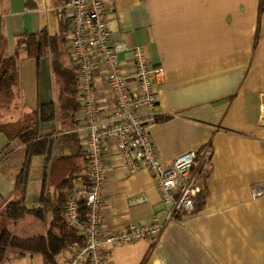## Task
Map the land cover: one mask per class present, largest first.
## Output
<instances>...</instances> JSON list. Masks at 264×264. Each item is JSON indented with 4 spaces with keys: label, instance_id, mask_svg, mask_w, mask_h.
Wrapping results in <instances>:
<instances>
[{
    "label": "crops",
    "instance_id": "1",
    "mask_svg": "<svg viewBox=\"0 0 264 264\" xmlns=\"http://www.w3.org/2000/svg\"><path fill=\"white\" fill-rule=\"evenodd\" d=\"M62 0H6L0 2L1 49L17 50L21 34L43 29L67 36L62 47L72 64L71 24L59 10ZM110 39L123 43L124 72L132 73L133 47L141 46L151 67L161 66L155 82L158 104L150 133L162 163L181 154L213 147L205 190L192 210L168 223L157 238L107 246L106 264H264V0H105ZM97 70L98 102L106 110L114 97ZM51 57L38 61L24 52L17 58L16 78L0 90V118L20 123L26 132L40 121V108L55 100ZM80 99V98H79ZM83 109L75 128L62 121H40L39 135L56 137L55 154L74 155L87 169L84 156L87 129ZM26 154L19 136L0 131V211L20 199L16 184ZM104 230L118 232L132 224L149 223L157 214L165 220L162 197L151 171L132 173L115 145L105 153ZM41 176L32 195L35 168ZM45 156L32 159L26 197L41 194ZM35 206V205H33ZM38 223L34 222L36 227ZM40 229L33 230L38 234ZM42 231H45L43 228ZM45 233V232H41ZM65 250L59 260L71 257ZM3 264H44L40 255L9 251Z\"/></svg>",
    "mask_w": 264,
    "mask_h": 264
},
{
    "label": "built area",
    "instance_id": "2",
    "mask_svg": "<svg viewBox=\"0 0 264 264\" xmlns=\"http://www.w3.org/2000/svg\"><path fill=\"white\" fill-rule=\"evenodd\" d=\"M60 13L70 21L72 56L79 75V91L87 129L84 156L88 181L68 191L65 217L69 224L82 227L85 242L60 264H106L107 246L157 238L164 227L194 208L205 190L213 159V147L206 144L176 157L165 166L153 142L150 125L157 121L158 98L155 82L164 74L161 66L151 67L141 46L132 48V73L124 72L120 52L123 43L110 39L108 8L105 0H62ZM113 94L114 107L108 111L98 102L97 70ZM115 145L129 171L148 168L159 187L166 218L153 215L149 223L132 224L108 233L104 230V188L108 180L105 153ZM264 193V183L254 187ZM87 207L83 221L82 206Z\"/></svg>",
    "mask_w": 264,
    "mask_h": 264
},
{
    "label": "trees",
    "instance_id": "3",
    "mask_svg": "<svg viewBox=\"0 0 264 264\" xmlns=\"http://www.w3.org/2000/svg\"><path fill=\"white\" fill-rule=\"evenodd\" d=\"M67 36L62 31L51 34L43 29L39 32L21 34L17 39V50L13 56H7L1 49L0 41V90L9 89L16 78V62L21 53L35 57L38 61L45 54L51 57L55 75V94L53 102L43 104L40 108V121H62L66 129L75 128L78 116L83 109L79 91V71L72 57V64L67 66L63 59L62 47ZM40 121L33 123L26 132L21 123L4 124L0 118V131L9 138L19 136L26 143V154L16 184L23 196L9 201L0 211L14 225L26 217L34 220L45 228V233L31 236L18 235L8 228L0 231V264H3L9 251L15 250L21 256L40 255L44 264H60L59 256L70 248L74 251L85 242L82 227L69 224L65 217L68 191L77 184H86L88 168L79 165L77 156L55 154L56 137L39 135ZM45 156V170L42 180L41 194L34 198L26 197L30 179L32 159L34 156ZM87 161V160H86ZM204 192V191H203ZM35 205V206H33ZM83 221L87 207L82 206Z\"/></svg>",
    "mask_w": 264,
    "mask_h": 264
},
{
    "label": "rangeland",
    "instance_id": "4",
    "mask_svg": "<svg viewBox=\"0 0 264 264\" xmlns=\"http://www.w3.org/2000/svg\"><path fill=\"white\" fill-rule=\"evenodd\" d=\"M2 1L4 3L6 0H0V2ZM18 121L21 123V119H18ZM39 176H41V171L39 168L36 167L35 170H33V173L31 176L30 190L28 191L29 195H32V191L34 189V186L36 185L35 183L39 181ZM34 222H36L34 218L26 217L25 219L21 220L17 225H14L13 222L10 221V219H8L5 215H0V231L4 228H8L14 231L16 234L23 235V236L33 235L34 233L32 232L33 230H35V228L40 229L39 233L46 232V230L42 231L44 228L42 224L36 222L38 223V225L35 227Z\"/></svg>",
    "mask_w": 264,
    "mask_h": 264
}]
</instances>
